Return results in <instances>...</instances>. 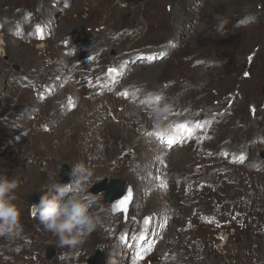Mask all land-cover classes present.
<instances>
[{
  "label": "rangeland",
  "instance_id": "rangeland-1",
  "mask_svg": "<svg viewBox=\"0 0 264 264\" xmlns=\"http://www.w3.org/2000/svg\"><path fill=\"white\" fill-rule=\"evenodd\" d=\"M7 1L0 0V172L18 181L15 203L22 232L12 240L0 238V264H91L89 258L99 246L105 264H232L234 256L239 258L243 248L239 246L249 242L234 236L235 229L243 237L250 227L264 230V211L243 213L248 193L237 192L231 205L242 213L235 224L214 230L213 249H203L191 233L197 213L189 219L182 216L189 196L184 187L197 179L199 191L213 188V175L219 170L217 164L207 163L211 159L238 163L246 173L264 172V0H18L12 5ZM105 11L123 20L97 16ZM75 35L82 40L66 44ZM61 46L68 62L80 65L82 72L75 70L74 77L58 80L48 91L35 90L32 60L46 58L51 65L58 59L53 51ZM85 64L110 80L117 76L95 95L112 96L114 86L123 88L125 82L141 85L144 92L168 84L163 96L172 108L163 131L154 125L147 149L136 136L133 146L122 148L121 158L126 160L117 157L104 169L93 170L91 186L104 177H122L124 190L132 188L127 214L113 212L105 192H99L95 210L102 216V227L74 248L59 247L57 238L33 214L36 203L30 197L42 196L64 164L71 171V164L79 161L64 150L51 159L41 157L34 141L44 132L27 125L39 108L27 114V108L21 112L23 107L15 103L34 89L44 103L60 99L59 123H75L92 92ZM177 65L185 71L202 70V85L184 73L178 78L185 82L182 87L164 77ZM69 84L80 101L66 104L62 95ZM179 157L185 158L181 164ZM224 209L221 203L214 204L210 226L235 218ZM256 235L261 239L247 246V258L242 255L239 263L255 264L251 256L257 250L264 256V231ZM49 246L55 249L50 260Z\"/></svg>",
  "mask_w": 264,
  "mask_h": 264
},
{
  "label": "bare ground",
  "instance_id": "bare-ground-1",
  "mask_svg": "<svg viewBox=\"0 0 264 264\" xmlns=\"http://www.w3.org/2000/svg\"><path fill=\"white\" fill-rule=\"evenodd\" d=\"M17 1L18 0H9L7 2L9 5H12L17 3ZM99 15H105L106 17L116 16L118 22L123 20V18L118 17V14H110L108 11H105L104 14H98L97 16ZM155 31H152V33ZM79 40L82 39L75 35L68 42L66 41V44L74 46L78 44ZM27 46H29L30 49L33 48L31 43H28ZM65 50L66 49L61 46L59 49L53 51L54 54L58 56V59L57 62H50L51 65H48L47 62L45 63L46 58H36L32 60V71L35 77L31 80V84L35 90L42 92L48 91V89L55 88L58 80L63 81L67 76L71 78L74 77L75 70L82 72L80 65L68 62L67 57L65 58V55H63L65 54ZM123 63H125V61L121 64ZM84 68H87V71L84 72H88L85 76L88 78V88H90L92 92L85 98L87 104L84 101L81 111L76 115L77 121H75V123H59L60 99L56 100V104L44 103V101L40 100L39 97L34 94V89H29L31 93L27 94L24 99H18V102L15 104H20L21 107L24 108V110H22L23 108L20 110L21 112H26L25 110L27 108V114H29L32 109L39 108L34 119L27 125L32 131L37 132L40 130L44 132L43 135L38 136L34 141L35 150L41 157L51 159L53 156L52 154L57 155V150H64L75 157L79 162H86L87 166L93 172V170L104 169L108 163L114 161L117 157L120 159L122 157V148L133 146L136 143V141H134L136 136L139 137V144L144 145L146 149L149 147V144L152 142L151 133L154 124L149 114V109L144 104V97L151 91L159 92L163 95L168 94L165 91L167 89L166 85L168 84L165 83L166 85H164L161 83L153 85L151 91L144 92L143 87L139 84L133 85L132 83L123 82V88L118 89L117 86H114L116 90L115 93L105 98L95 95V92L101 87H106V85L111 82H116V74L115 77L113 75L110 80L106 73L103 72L99 74L101 72L98 69L89 68L87 64L84 65ZM114 68L116 69V66ZM89 71H92V73ZM183 73L189 77V80L192 79L198 86L202 85L204 81L203 75L205 74L202 70L196 68L185 71L183 66L177 65L168 70L164 74V77L167 79H175L174 83H177V87H182L185 82L183 79L178 80V78L179 75ZM212 80V78L209 79V81ZM68 86H70V89H68L65 95H62L68 100L66 104H71L72 102L70 101H73V103L80 101L81 98L79 97V93L73 92L75 86L72 84ZM172 98L173 95H171V99ZM140 103L144 105L141 106ZM16 105H14V107H17ZM206 120L208 122L210 118L208 117L205 121ZM233 122H237V117H233ZM19 125L20 124H18V126ZM204 126L208 127L207 124ZM18 129H22V127H18L17 130ZM223 134L227 136L226 132H223ZM11 158L13 160H19L17 155H11ZM121 159L120 162L124 161L123 159L125 158ZM184 161L185 158L182 159V157H179L177 160L180 164ZM207 163L211 166L217 164L219 170L217 174L213 175L214 186L210 191H199L195 185L197 179H191L190 182L186 183L184 191L188 192L189 196H187L184 201L185 203L188 202V206L183 211L182 216L189 219L192 216L194 217V214L197 213L196 220L193 221V223H195V228L191 231L194 242H200L203 249H213L214 238L217 237L213 232L219 228V226L225 227L233 223L235 224L237 216L242 212L246 213V211L251 210L252 214H255L259 211H264V172L259 169L258 173L255 171L254 173H246L243 168L237 167L238 163L225 164L213 159L208 160ZM239 191L248 193L246 194L247 198L245 200L248 208L242 212H239V206L235 208L231 205V203L235 201L236 194ZM218 202L225 206L224 210L226 215L228 214L235 218L229 221L221 219L216 225L210 226L214 204ZM188 211H190L189 214ZM170 212H172L171 209ZM235 230L234 236H237V238L241 237L245 240V243L249 242L247 246L256 244L255 241L261 239L256 234L260 233L261 235V231H264L261 227L256 225L250 227L243 237L237 229ZM219 236L223 238L224 234ZM247 246L246 244L239 246L240 248L243 247L242 251L240 252L239 258L238 256H234L231 259L232 264H243L239 262L242 255L247 258V255L244 254V252L249 250ZM251 258L254 260L255 264H264V256L262 252L258 250L256 253L252 254ZM217 264L224 263L217 262Z\"/></svg>",
  "mask_w": 264,
  "mask_h": 264
},
{
  "label": "clouds",
  "instance_id": "clouds-1",
  "mask_svg": "<svg viewBox=\"0 0 264 264\" xmlns=\"http://www.w3.org/2000/svg\"><path fill=\"white\" fill-rule=\"evenodd\" d=\"M144 104L152 122L163 131L172 104L163 94L147 93ZM69 182L62 183L52 177V183L43 192L35 212L45 229L58 240L59 247L74 248L103 224L101 214L95 210L98 197L90 191L92 170L83 162L71 164ZM16 178L0 172V238L12 240L21 235L20 209L15 203ZM106 211V210H105Z\"/></svg>",
  "mask_w": 264,
  "mask_h": 264
},
{
  "label": "water",
  "instance_id": "water-1",
  "mask_svg": "<svg viewBox=\"0 0 264 264\" xmlns=\"http://www.w3.org/2000/svg\"><path fill=\"white\" fill-rule=\"evenodd\" d=\"M263 93H264V86H263ZM69 166L64 164L61 172L59 173V175L56 177L57 181L61 182H67L69 181L70 177H69ZM125 179L122 177H116V178H109V177H104L102 178L100 181L94 183L91 187H90V191L94 194H97L99 192H105V199L107 202L111 203L113 212H120L123 211L124 214H127L129 205L133 199H131V201H129L127 203V211L124 210V206H120L119 210H115L114 209V205H116L119 201L123 200L124 197L127 195L128 190H132L131 187H128L127 190H124L125 187ZM133 192V190H132ZM41 196L35 194L32 195L30 197V201L34 202V203H38L40 200ZM149 224V219L145 218L144 219V226ZM55 255V249L52 246H49L46 250V257L48 260H50L51 258H53V256ZM89 263L91 264H105V260H104V252L101 246L97 247V249L95 250L94 254L89 258Z\"/></svg>",
  "mask_w": 264,
  "mask_h": 264
},
{
  "label": "snow or ice",
  "instance_id": "snow-or-ice-1",
  "mask_svg": "<svg viewBox=\"0 0 264 264\" xmlns=\"http://www.w3.org/2000/svg\"><path fill=\"white\" fill-rule=\"evenodd\" d=\"M113 71H114V70H113ZM132 197H133V192H132V190L129 189V190H128V193H127V195L124 197V199L121 200V201H119L116 205L113 206L114 209L118 211L119 208H120V206H124V210L127 211V203H128L129 201H131ZM33 214L35 215L36 213L34 212Z\"/></svg>",
  "mask_w": 264,
  "mask_h": 264
}]
</instances>
